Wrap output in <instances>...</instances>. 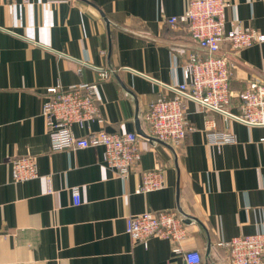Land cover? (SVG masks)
Returning <instances> with one entry per match:
<instances>
[{
	"label": "crops",
	"instance_id": "1",
	"mask_svg": "<svg viewBox=\"0 0 264 264\" xmlns=\"http://www.w3.org/2000/svg\"><path fill=\"white\" fill-rule=\"evenodd\" d=\"M189 2L0 0V264H183L170 239L144 245L126 232V218L146 211L177 210L184 249L208 264H230L222 243L262 228L264 125L182 97L192 129L170 144L150 135L143 118L151 101L176 94L168 86L184 81L183 65L199 50L184 25L167 21ZM226 19L227 28L236 20L264 34V0H232ZM221 52L233 64L226 112L240 115L238 94L264 80V41L242 49L226 42ZM96 67L112 76L100 80ZM91 82L104 117L91 127L138 134L141 158L125 179L106 166L101 146L52 148L41 115L46 89ZM225 132L236 140L218 143ZM23 156L35 158L37 178L13 179L11 161ZM156 167L164 187L138 192L142 174Z\"/></svg>",
	"mask_w": 264,
	"mask_h": 264
},
{
	"label": "built area",
	"instance_id": "2",
	"mask_svg": "<svg viewBox=\"0 0 264 264\" xmlns=\"http://www.w3.org/2000/svg\"><path fill=\"white\" fill-rule=\"evenodd\" d=\"M232 0H190L188 8L181 14L168 17L172 27L184 25L199 50L190 53L183 65L184 81L168 87L176 92L172 97L160 96L148 104L143 118L149 127L150 135L170 143H180L192 129L187 124L182 97L200 102L208 109H214L235 117L250 125H264V80L255 78L238 94L241 101L240 115H230L226 107L233 93L230 90V76L233 67L229 57L221 52L222 45L228 42L233 49H242L264 41V34L230 22L227 28L226 9ZM100 80L109 79L112 71L96 67ZM98 82L72 84L67 87H48L41 105V115L45 119L52 148L77 149L103 147V161L118 176L125 179L141 158L138 147V134L109 133L95 130L91 123L104 122L97 101ZM206 129L213 127L208 124ZM74 126L84 133L76 135ZM217 142H234L233 133L215 136ZM12 177L16 181H28L39 176L34 157H15L11 161ZM49 184V182H48ZM164 187L163 173L159 167L142 174L138 192H150ZM48 191L52 189L48 185ZM73 202H82L80 188L71 187ZM126 232L134 241L144 245L153 236L170 239L172 251L182 253L183 264H208L196 249H184L182 241L186 236V224L181 214L174 209L146 211L126 218ZM229 249L230 264H264V220L262 228L255 233L239 235L223 242Z\"/></svg>",
	"mask_w": 264,
	"mask_h": 264
}]
</instances>
